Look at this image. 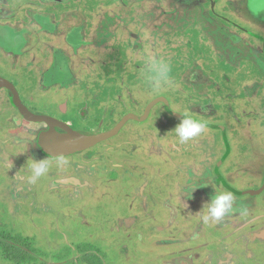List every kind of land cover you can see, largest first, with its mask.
<instances>
[{
    "label": "rangeland",
    "instance_id": "374dc122",
    "mask_svg": "<svg viewBox=\"0 0 264 264\" xmlns=\"http://www.w3.org/2000/svg\"><path fill=\"white\" fill-rule=\"evenodd\" d=\"M252 3L0 0V75L34 113L95 134L168 100L56 155L48 125L0 88V264H264V190L248 193L264 185V10ZM149 56L173 88L150 89ZM171 108L205 131L179 143ZM30 158L49 162L35 184ZM215 190L236 210L204 222Z\"/></svg>",
    "mask_w": 264,
    "mask_h": 264
},
{
    "label": "clouds",
    "instance_id": "9594fccd",
    "mask_svg": "<svg viewBox=\"0 0 264 264\" xmlns=\"http://www.w3.org/2000/svg\"><path fill=\"white\" fill-rule=\"evenodd\" d=\"M252 8L259 12L264 10V0H253ZM171 68L170 65L162 59H154L153 57H148V68L145 74L146 82L153 92L159 93L163 88L174 87V81L170 75ZM173 112L182 114V119L178 125L170 132L178 142L181 144H186L192 141L194 138L200 136L206 129V121L200 120L193 117L188 111H177L171 108ZM65 162L63 159L57 161L58 165H63ZM27 168L30 170L31 175L28 177V182L30 184H35L41 177L47 175L49 169V162L47 159L36 160L35 158H30L26 162ZM206 185H201L199 187H204ZM192 191L187 192V197L192 198ZM235 198L234 193L228 190L225 191H214L211 198L203 204L202 219L204 222L212 220L214 222L220 221L226 215L235 211Z\"/></svg>",
    "mask_w": 264,
    "mask_h": 264
},
{
    "label": "water",
    "instance_id": "95a60500",
    "mask_svg": "<svg viewBox=\"0 0 264 264\" xmlns=\"http://www.w3.org/2000/svg\"><path fill=\"white\" fill-rule=\"evenodd\" d=\"M3 87L9 89L12 92L14 105L18 107V109L26 119L37 123H47L49 125L50 128L45 133V135H47L46 137L47 139H49L48 141L50 143V146L53 148L51 149L53 150V153L56 155L72 154L77 151H82L92 148L97 144H99L100 142L105 141L118 134L129 121L131 120H137L141 122L145 121L149 117L152 108L157 103L164 102L168 106V100L165 97H158L148 104L145 112L142 115L129 113L125 115L116 126H114L109 130L98 132L95 134H84L72 128L66 122L61 121L55 117L49 115L37 114L31 111L29 107L23 102L16 86L12 82L0 77V88ZM171 113H173L176 116L182 117L181 114H178L176 112L171 111ZM216 127H220V126L216 125ZM58 128L62 129L65 133L59 132L57 130ZM228 153H229V146L227 145L226 155ZM263 190H264V185L259 190L257 191L252 190L249 191V193L251 195H255Z\"/></svg>",
    "mask_w": 264,
    "mask_h": 264
},
{
    "label": "crops",
    "instance_id": "0c3cea01",
    "mask_svg": "<svg viewBox=\"0 0 264 264\" xmlns=\"http://www.w3.org/2000/svg\"><path fill=\"white\" fill-rule=\"evenodd\" d=\"M0 77H2V78H4V79H6V80H8V81H10V82H12L15 86H16V88H17V85L15 84V82H13L10 78H6L5 76H1L0 75ZM4 89H6L7 91L9 90V89H7V88H5V87H3ZM17 90H18V88H17ZM10 91V90H9ZM18 92H19V90H18ZM19 95H20V97L22 98V96H21V94H20V92H19ZM12 97H13V94H12ZM22 100H23V98H22ZM24 102V101H23ZM13 104V103H12ZM14 105V104H13ZM15 106V105H14ZM141 122V121H140ZM143 122V121H142ZM47 124V123H46ZM48 125V124H47ZM49 126V125H48ZM50 128V127H49ZM49 128L45 131V132H47L48 130H49ZM58 131L60 130V128H58L57 129ZM62 130V129H61ZM87 150V149H86ZM82 151H84V150H82ZM216 169H217V167H215ZM217 170H219V169H217ZM187 172V171H186ZM216 173H217V171H216ZM192 174V172H190L189 173V175L188 176H190ZM218 179V178H217ZM221 179H223L222 177H221ZM186 180V182H190V180H187V179H185ZM216 180V179H215ZM185 182V181H184Z\"/></svg>",
    "mask_w": 264,
    "mask_h": 264
},
{
    "label": "flooded vegetation",
    "instance_id": "af4514ba",
    "mask_svg": "<svg viewBox=\"0 0 264 264\" xmlns=\"http://www.w3.org/2000/svg\"><path fill=\"white\" fill-rule=\"evenodd\" d=\"M30 109V108H29ZM31 110V109H30ZM32 111V110H31ZM25 118V117H24ZM26 119V118H25ZM28 120V119H27ZM30 121V120H29ZM49 128V126L46 128V129H48ZM61 130V129H60ZM63 131V130H62ZM216 171H218L217 169H216ZM249 193V192H248ZM250 194V193H249Z\"/></svg>",
    "mask_w": 264,
    "mask_h": 264
}]
</instances>
